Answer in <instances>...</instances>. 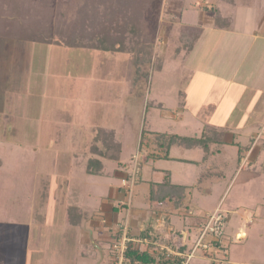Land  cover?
Returning a JSON list of instances; mask_svg holds the SVG:
<instances>
[{
    "label": "rangeland",
    "instance_id": "rangeland-1",
    "mask_svg": "<svg viewBox=\"0 0 264 264\" xmlns=\"http://www.w3.org/2000/svg\"><path fill=\"white\" fill-rule=\"evenodd\" d=\"M125 1L127 2L112 0L114 7L109 8L107 2L95 0L97 14L93 21L96 23L91 27L101 26L102 23L98 22L100 20L120 18L125 10L123 6ZM137 1L129 0L128 3L132 8ZM92 3L83 0H55L54 9L65 11L68 15V26L71 28L76 26V29L81 22L74 21L82 18L78 17L82 14L81 10L90 11L91 9L85 7L91 6ZM30 4L29 1L26 8ZM204 5L206 10L203 9ZM231 8L232 6L225 0H157L155 9L158 18L154 20L152 15L146 18L151 29L144 37L146 41L153 38L154 55L150 60L144 57L140 62L141 71L148 76L143 75L132 90L124 79L126 76L123 70V62L128 61L129 53L120 54L118 59H112L114 65L110 68L108 67L110 60L108 61L106 57L112 54L108 52L100 60L97 55L96 65H92L91 75H87L85 73L90 69V67L86 69L87 61L89 63L94 59L92 52L88 51L90 54L88 56L84 52L86 50L70 51V48L46 42L47 39L50 40L47 36L43 41L18 39L16 36L0 38V264L2 257L7 253L17 256L16 264H125L122 253L114 251V243L111 242L112 244L107 246L105 257L102 259L99 251L86 237L88 232L84 225H82L84 229L81 230L85 242L82 241L81 235L77 239L76 235L81 230L78 232V229L63 222L61 205L66 204V198L70 194L66 183L68 177H64L63 174L69 172V164L75 156L79 157V165L86 166L91 150L94 149V136L100 126L117 127L123 141L121 156L123 164L112 160L106 161V174L99 176L85 173L73 180L81 184L84 191L83 206L90 214L93 211H100L102 202H112L117 206L115 212L121 220L124 213L130 211L131 206L128 205L129 208H126L128 197L120 204L117 197L111 198L112 189L121 186L122 179L115 174L116 171L124 169L127 173H132L135 164L144 162L153 151L157 154L155 148L151 146L139 147L140 131L143 128L152 132L168 130L189 136L199 133L203 124L212 122V114L203 110L210 107H193L184 112V117L175 118L173 109L178 106L179 91L187 92L190 83L194 81L193 78L190 79L192 70L184 64V58L190 53L187 50V43L192 37L184 33L182 27L187 23L197 28H202L201 25L210 27L213 19L216 20L218 9L231 14L233 11ZM30 9L32 10V6ZM207 10L212 13H207ZM5 12L0 7L1 17L6 16ZM229 20L230 18H226V21ZM142 23L144 27L147 25L144 20ZM33 27L26 26L27 31L23 36L34 33V29L37 28ZM43 33L46 35L44 30ZM212 37V33L208 32L206 42H213ZM209 45L201 44V47L208 48ZM196 54H199V49ZM198 57L195 56L194 60ZM75 58L79 59L78 66L70 64L71 59ZM80 61H84L87 66L84 67ZM118 63L121 64L120 68L117 66ZM162 63V70H156ZM207 63L212 64V68L207 66V71L213 73L215 63L213 61ZM195 64L201 68L199 61ZM130 66L133 69L132 63ZM104 68L108 69L107 73H103ZM136 68L138 66H135ZM202 69H205V66ZM196 78L198 76L194 79ZM72 81H77L79 87L72 85ZM195 82L196 88L203 84L205 86L200 90H203L201 95L196 94L200 91L192 90L194 93L192 98L197 96L195 99L201 100L212 91L213 100L210 101L214 105L211 107H216L215 103L218 101L216 98L219 97H214V94L218 93L219 85L224 87L221 81L207 78ZM45 102L55 103L57 109L55 116L51 110L48 116L47 112H42ZM234 104L238 106L234 102L230 107H236ZM215 115L217 123L222 125L220 116H223V113ZM94 125L98 127L93 128ZM239 132L243 135L240 138L242 144L240 146L225 144L222 154L218 153L205 163L203 168L207 171L203 176H200L201 170H197L193 164L176 159L159 160L152 164V168L155 166L172 169L175 182L195 185L199 181H204L213 185L212 194H205L197 187L193 189L192 199L190 204L188 203L191 208L189 220L194 224L205 220L207 223L203 230L206 235L213 233L221 238L225 233L226 240L222 241L224 249L214 255V251L209 250L212 244H206L204 239L199 244L200 240L206 237L203 231L199 238L197 235L193 236L189 249L183 250L177 233H170L168 236L169 225L164 218L160 227L167 230L163 233L164 243L146 240L139 243L141 249L146 248L149 242L150 249L157 254L163 251L176 258L178 255L175 253L180 252L182 256L179 257H186L184 259L187 261L186 264H212L216 262L215 258L220 264H258V261L264 264V219L261 220V224L252 225L249 224L248 217H245L259 211L262 218L264 123L261 128ZM250 141L251 144H248ZM161 151L160 149L159 152ZM244 151H248L251 158L249 162L255 167L253 170L255 172L247 170L248 162L247 169L237 168L236 162ZM202 152L199 149L183 151L174 147L171 154L200 160ZM217 162L224 170L225 176L221 180L215 179ZM152 173L151 164L148 162L142 168V176L150 180ZM146 185L147 183H142L138 187L140 190L136 189V193L145 190ZM132 192L128 191V195ZM244 212L247 213L245 216ZM180 217L173 215L172 222L183 228L184 219L183 216ZM217 217L219 219L216 220ZM99 219L100 228L106 227L107 230L102 221L104 219ZM250 219L253 220V217L250 216ZM212 228L214 230H211ZM237 228H244L248 234L246 240L239 241L244 237L240 233L237 236L233 235ZM94 236L97 238L96 234ZM170 241L173 242L171 246ZM212 242L214 243L213 240ZM162 245H167L168 248L161 247Z\"/></svg>",
    "mask_w": 264,
    "mask_h": 264
},
{
    "label": "crops",
    "instance_id": "crops-1",
    "mask_svg": "<svg viewBox=\"0 0 264 264\" xmlns=\"http://www.w3.org/2000/svg\"><path fill=\"white\" fill-rule=\"evenodd\" d=\"M225 1L230 6H232L231 8V10H233L232 13L226 14L220 9H218V13L223 18H230V20L229 21L223 20L219 24V23H216V20L214 18L213 24H211L210 27H208V25L206 26L201 25L202 33L200 37L198 38L197 42L195 43L190 53L184 58V64L187 65V68H190L192 70L190 79L193 78L192 80L194 81L190 83L189 82L190 79L187 80L190 83L189 90L187 92L183 90L179 91L180 100H179L178 106L173 109L175 113V118L177 119V118L184 117V112L186 110H189L190 108L210 107L208 109H203V110L207 111L209 114H212L211 115L212 122L203 124L201 129H199V133L195 135H189V136L177 133L175 131L155 130V133L167 132L169 134H177L179 136H186V137H193V136L200 137L203 134V131L205 130V128L207 127L211 128L212 130H215V132L218 134L222 133L223 135L222 140L219 139L220 137L213 138L215 141H213L214 143L211 145V149L209 151L208 156L205 158L206 152L204 149H202L199 146L198 147H187L185 145L174 144L170 147L167 158H163V157L156 158L157 154L164 156V154H161L162 152H159L160 148H156L155 152L157 154H155L153 151L152 154H150V156L147 157L144 162L140 164L139 163L135 164V169L133 170L132 173H127L126 171H124V169L117 170L115 174L121 177L122 179L121 186H119L120 188L112 189L111 198L117 197L119 200L118 203L120 204L122 203V200L125 202L126 197H128V199L126 200L127 201L126 208H129L128 205L131 206L130 211L125 212L121 220H119L118 214L115 212V207L117 206H115L112 202H108V203L102 202L100 211L98 212L93 211L92 214H90L89 211L85 208V206H83V200H82V195H83L82 192H84L83 188L80 186L81 184L77 183L73 179L85 174L86 166L83 167L78 164L77 156H75L73 161H71V163L69 164V168H70L69 172L66 173L65 175L63 174L64 177H68L66 183H67L68 190L70 193L69 197L66 198V201H67L66 204L61 205L63 222L66 225H69V227L78 229V232L81 229L86 228L88 232V236L86 237L89 238L90 243H92L95 246V248L99 251L100 258L102 259H104L105 257V249H107L108 248L107 246H110L112 243H114L113 244L114 249H115L114 251L116 253L120 252L124 256L125 251L124 252L119 251L116 249L115 246L116 245L120 246L124 244L125 238H126V241H125L126 247L128 246L127 242L129 241H135V242H138L139 244L141 242L143 243L146 240L149 242H152L151 238L153 240H156L154 239L155 237H157L156 243H164L163 233H165L167 230L164 228L160 229L161 224H162L161 220L163 218L165 219L166 223L169 225L168 227L169 231H167L169 232L168 236L170 235V233L171 234L177 233L183 245L182 249L183 250L189 249L190 248L189 243L190 241L193 240V236L197 235L199 238L201 233L204 231L203 230L204 226H206V223H207L204 220V221H200L194 224V222L191 223V221L189 220L191 216V213H190L191 208H190V205H188V203L190 204V201L192 199L193 189L197 187L200 191H202L205 194H212L213 185L209 182H204V181H199L195 185L175 182L173 180L174 172L172 171V169L168 167L158 168L155 166L152 168V164L159 160L176 159L186 164H190V163L193 164L197 170H201L200 176H203L205 175V171H207L203 168L205 163H207L210 158L216 156L218 153L222 154L226 146L225 144L234 145V146H238V144L240 146L242 144V141L240 140V138L243 135H241L239 130H245V129L255 130L257 128H261L262 124L264 123V0H225ZM204 4L206 5V3ZM205 5L203 9L206 8ZM207 13H212V12L207 10ZM187 24H191V23H187ZM208 32L212 33V36H213L212 39H214L213 42L211 41L206 42L205 38ZM210 43H213V44H210ZM201 44L202 45L210 44V45L208 48L206 46L202 48ZM197 49H199V54H196ZM88 51L94 53V59L93 60L91 59L89 63L87 61L88 67L86 69L88 70L89 67L90 69L88 71L86 70L87 72L85 74L91 75V72L93 70L91 69V67L92 65L94 66L96 65L97 55H98L99 60L101 59V54L100 52L98 53L96 50L89 49V50L84 51L86 52L88 56L90 55ZM195 56H199L197 60H194ZM109 57H112V56H109ZM196 61H199V63L201 64V68H198V65L195 64ZM208 61H213V63H215L213 73L212 71L210 70L207 71L206 69L207 66H210L212 68V64L207 63ZM70 64H72L73 66L74 65L78 66L79 59H76V58L75 60L71 59ZM81 64L84 67L87 66L84 61L81 62ZM117 66H119L120 68L121 64L118 63ZM195 66L197 67V69ZM204 66L206 70L202 69L204 68ZM196 76H198V78L194 79ZM82 78L83 77L81 76V80H83ZM207 78L215 79V80L218 79L219 82L221 81L222 86H224V87H221L219 85L218 86L219 94L218 93L214 94V97H219V98H216L218 99L217 103H215V105H217L216 107H211L212 105H214L210 101V100H213L212 91L208 93V95L204 96L201 100L197 101L195 99L197 96H194L192 98L194 94L193 91L199 92L205 86L203 84V86L196 88L195 84L197 82L195 81L198 80L199 82L200 79L203 80ZM124 79L127 82L125 77ZM72 85L79 87V84L77 81L76 82L72 81ZM204 91L207 92L208 90H204ZM202 92L203 90L200 91V93H196V94L201 95ZM234 102H236L238 106L234 104L236 107H230V106H233ZM223 103H227V105H223ZM43 106H45V108H42L43 109L42 112L43 111L47 112L46 114L48 116V113L51 110L50 112H54V116H55V113L57 112V111L55 112V110H57L55 108V103L48 104V102H45ZM231 108L233 109L231 110ZM197 110L198 109H196V112H198ZM219 112L223 113V116H220L222 119V125L221 124L219 125L217 123L218 121H216L214 118V116L215 117L217 116L215 114ZM44 116L46 117L45 114ZM56 123H58V120ZM96 127L98 126H95V125L93 126V128H96ZM103 127L116 129L117 138L121 140L117 127H115L114 125H103ZM249 140L251 139L249 138ZM251 141L248 144H251ZM52 142L53 140L51 141V143ZM121 142L123 143L122 140ZM150 146L154 149V145H150ZM139 147H140V144H139ZM174 147L183 149V151H188V150H193V149L202 150L203 151L202 158L200 160H197V159H192L191 157L189 158L176 157L171 154V151ZM121 156H122V153H121ZM102 160L104 163V172L102 175H104L107 172V165L105 164L107 160H104V159ZM249 161H251V158H249L248 156V151H244V153H242V156L236 162L237 168L247 169L246 162H248L249 168L247 170L251 172H255L253 171L255 167L253 165H250ZM148 162L149 164H151V170L153 171L152 179L150 180L144 179L145 177L142 176V168L146 164H148ZM118 163H120V165L123 164L121 162H118ZM213 164L216 165V162H214ZM126 165H127V162H126ZM223 171L224 170L222 169V166L218 165V162H217V167L215 170V179L221 180L225 176ZM134 172H135V175H134ZM166 173H169L170 179L173 183L187 187L185 196L180 200L178 205H176L174 202L176 200L175 198L171 200L170 199L165 200L163 202H160L157 200H154V201L150 200L151 184L162 182ZM90 175H93V174H90ZM142 183H145V184L147 183L146 189L141 190L136 193V189L140 190L138 187ZM128 191L129 192L133 191V192L131 195H128ZM224 195L225 193L223 194V196ZM134 200H136L135 205H134ZM74 201H77L83 207V210L88 213L87 218L83 219V222L81 223V225L68 224L67 210L70 207L69 205H71ZM139 203L141 205H139ZM261 207H263L261 210L262 218H260L259 211H256L255 213H250L248 216H245L247 213L244 212V216L248 217L249 224H252V225L254 223L261 224V220L264 219V206L262 205ZM173 215H178L181 217L183 216V219H184L183 228L178 227V225H174V223L172 222ZM250 216L253 217V220L250 219ZM256 216H259V217H256ZM99 218L104 219L102 221L107 226V230H105L106 227L100 228L101 221ZM187 220H189V222ZM186 221L188 223H186ZM82 225H84V228H82L83 227ZM151 227H154L156 233H154L151 229H149V232H151L150 233L151 236L143 237L141 235L142 232H144L147 228H151ZM124 231H125V234H124ZM239 233L244 236L239 241H243L248 238V234L246 233V231H244V228H239V229L237 228L234 231L233 235L237 236V234ZM95 234L97 235V238L94 236ZM153 234H156V235L153 236ZM223 234L225 235V233ZM226 234H229V233H226ZM79 235H81L82 241L85 242V236L82 230L76 235L77 239H79L78 238ZM224 235L221 236L220 238L217 235H214L213 233L207 234L206 237L204 236L205 238H202L200 240L199 244L202 243L203 239L206 244H209V243L212 244V247L209 250L214 251V255H215L217 252H220V250L224 249L223 243H222V241L226 240ZM91 236L96 244L92 242ZM212 240L214 241V243L212 242ZM149 242H147V246L144 249L149 248V250L152 251V249H150L148 245ZM171 243L173 242L170 241L169 243L170 246H171ZM98 247L101 248L102 253ZM161 247H167V245H162ZM204 251L206 252L207 249H204ZM11 254L13 253H7L6 256H3L1 260L2 261L1 264H16L15 258H17V256H15V254L13 255ZM214 261L216 262L215 263L212 262V264H220V261L218 259L215 258ZM258 264H261V262L258 261Z\"/></svg>",
    "mask_w": 264,
    "mask_h": 264
},
{
    "label": "trees",
    "instance_id": "trees-1",
    "mask_svg": "<svg viewBox=\"0 0 264 264\" xmlns=\"http://www.w3.org/2000/svg\"><path fill=\"white\" fill-rule=\"evenodd\" d=\"M29 1L31 4L26 8ZM83 1L95 2V0ZM97 1H105L108 3L109 8L111 6L114 7L112 0ZM128 2L129 0H127V2L125 1L123 5L125 10L120 18L113 17V19L109 21L100 20L98 22L102 23L101 26H95V28L91 27V25L96 23V21L93 20L97 14V3H92L91 6L87 5L85 8L91 10H81L82 14L78 17L82 18H78L74 21V23H81H79V28L75 29L76 26L74 28L68 26V15L65 11L54 9L56 7L54 6L55 0H0L1 9L6 11V16L4 18L0 16V38L7 39L16 36L18 39L43 41L45 40V36H47L50 38V40H46L48 43L57 44L70 49L96 50L102 55L101 58H104V55L106 56V54L110 52L112 58L109 59V57H106L108 61L110 60L108 62L109 68L114 65L112 59H117L120 54L129 53L130 56L128 61L123 62V70L127 82L129 83L130 90H132L143 75L148 76V74H144L141 71L142 68L140 63L144 60V57L150 60L154 55L153 38L147 41L144 38L149 34L151 29L146 18L152 15L153 18H155L154 20H157L158 14L155 9L157 0H138L132 5V8L131 4ZM31 6L32 10L30 9ZM143 20L147 24L145 27L142 23ZM223 20H226V18H223L218 13L216 16V23L220 24ZM28 25H32L34 26L33 28L37 29H34V33H29L25 37L23 35L27 31L25 28ZM43 30L46 35H44ZM182 30L184 33H187L190 38L192 37V40L187 43V50L191 51L202 33V28H197L195 25L191 24H185ZM131 63L133 64V69L130 66ZM162 65L163 63L159 64L156 70H161ZM135 66H138V68L135 69ZM107 72L108 69L104 68L103 73ZM215 137H220V140L223 139L222 133L218 134L209 127L205 128L200 137L179 136L167 132L155 133L143 128L140 131L139 140L141 148L143 146L154 145L155 149L160 148L162 150L161 154H164V156L157 154L156 158H167L169 149L174 144L185 145L187 147L199 146L205 150L206 158L211 149V145L214 143L213 141H215L213 139ZM93 141L94 149L91 150V156L87 159L85 173L102 175L104 172V163L102 159L121 162L123 143L117 138L116 129L106 127H99L97 129ZM150 189L151 201L157 200L163 202L175 198L176 200L174 202L178 205L180 200L185 196L187 187L173 183L169 173H166L163 181L151 184ZM69 206L67 210L68 224L81 225L83 219L87 218L88 213L83 210V207L77 201H74ZM149 229L156 233L154 227H151L147 228L141 235L143 237L151 236ZM154 235L156 234H153V236ZM154 239L157 240V237ZM156 240L151 238L152 242L155 241L156 243ZM150 245L151 243L149 246ZM184 259H186V257L172 258L168 253L163 251L157 254L155 251L149 250V248L141 249L138 242L129 241L127 249L124 252L123 261H125V264H183V262H186Z\"/></svg>",
    "mask_w": 264,
    "mask_h": 264
},
{
    "label": "built area",
    "instance_id": "built-area-1",
    "mask_svg": "<svg viewBox=\"0 0 264 264\" xmlns=\"http://www.w3.org/2000/svg\"><path fill=\"white\" fill-rule=\"evenodd\" d=\"M220 217H221V216H220ZM217 219H219V218L217 217L216 220H217ZM212 227H213V226H212ZM211 230H214V228H212ZM204 233H205V231H204ZM204 233H203V234H204ZM205 234H206V233H205ZM203 237H204V236H203ZM125 241H126V238H125V240H124V244H122V245H120V246H119V245H116V246H115L116 249L119 250V251L124 252L125 249L127 248L126 245H125V244H126ZM118 246H119V247H118ZM175 254L178 255V257H179V256H180V257L182 256V254H181L180 252H179V253H175ZM168 255L171 256V254H168ZM186 262H187V261H186ZM186 262H183V264H186Z\"/></svg>",
    "mask_w": 264,
    "mask_h": 264
},
{
    "label": "water",
    "instance_id": "water-1",
    "mask_svg": "<svg viewBox=\"0 0 264 264\" xmlns=\"http://www.w3.org/2000/svg\"><path fill=\"white\" fill-rule=\"evenodd\" d=\"M91 239H92V242L94 243V244H96L95 243V241L93 240V238H92V236H91ZM99 248V250L101 251V253H102V250H101V248L100 247H98Z\"/></svg>",
    "mask_w": 264,
    "mask_h": 264
}]
</instances>
